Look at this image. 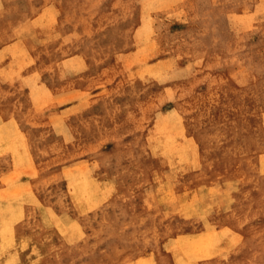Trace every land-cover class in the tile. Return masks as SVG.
<instances>
[{
    "label": "rangeland",
    "instance_id": "rangeland-1",
    "mask_svg": "<svg viewBox=\"0 0 264 264\" xmlns=\"http://www.w3.org/2000/svg\"><path fill=\"white\" fill-rule=\"evenodd\" d=\"M0 264H264V0H0Z\"/></svg>",
    "mask_w": 264,
    "mask_h": 264
},
{
    "label": "bare ground",
    "instance_id": "bare-ground-1",
    "mask_svg": "<svg viewBox=\"0 0 264 264\" xmlns=\"http://www.w3.org/2000/svg\"><path fill=\"white\" fill-rule=\"evenodd\" d=\"M204 241L209 242V243H211V244L213 243L211 240H204Z\"/></svg>",
    "mask_w": 264,
    "mask_h": 264
}]
</instances>
